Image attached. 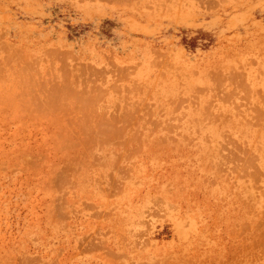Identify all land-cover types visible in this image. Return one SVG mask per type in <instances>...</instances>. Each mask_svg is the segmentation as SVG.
Here are the masks:
<instances>
[{"label":"rangeland","instance_id":"374dc122","mask_svg":"<svg viewBox=\"0 0 264 264\" xmlns=\"http://www.w3.org/2000/svg\"><path fill=\"white\" fill-rule=\"evenodd\" d=\"M0 264H264V0H0Z\"/></svg>","mask_w":264,"mask_h":264},{"label":"bare ground","instance_id":"6f19581e","mask_svg":"<svg viewBox=\"0 0 264 264\" xmlns=\"http://www.w3.org/2000/svg\"><path fill=\"white\" fill-rule=\"evenodd\" d=\"M33 65V64H32ZM7 66V65H6ZM10 66H11V62H10ZM35 66V65H34ZM23 70V69H22ZM93 70V69H92ZM28 71H29V69H28ZM38 72V71H37ZM58 78H60V77H58ZM55 79V78H54ZM59 84V83H58ZM32 89V88H31ZM84 89V88H83ZM82 89V90H83ZM85 90V89H84ZM42 91V90H41ZM43 92V91H42ZM99 92H101V91H99ZM59 94V93H58ZM99 94V93H98ZM98 96V95H97ZM96 96V97H97ZM62 97V96H61ZM76 97V96H75ZM92 97V96H91ZM96 97H94V98H96ZM64 98V97H63ZM88 99V98H87ZM41 100V99H40ZM73 100V99H72ZM86 102V101H85ZM29 103H32L31 102V99H30V102ZM71 103V102H70ZM73 103V102H72ZM81 104H82V101L80 102ZM45 104V103H44ZM31 105H33V104H31ZM74 105V104H73ZM93 105V104H92ZM49 106H51V105H49ZM34 107V106H33ZM36 107V106H35ZM89 107V106H88ZM93 107V106H92ZM51 108V107H50ZM58 108V107H57ZM86 109V108H85ZM51 110V109H50ZM87 111V110H86ZM84 112V111H83ZM88 113V112H87ZM70 114V113H69ZM42 115V114H41ZM90 115V114H89ZM83 116V115H82ZM205 116V115H204ZM206 118H207V116H206ZM197 119V118H196ZM95 120V119H94ZM112 120V119H111ZM196 121V120H195ZM246 121V120H245ZM197 122V121H196ZM80 123V122H79ZM90 123V122H89ZM84 124V123H83ZM82 124V125H83ZM91 124V123H90ZM97 124H98V122H97ZM204 124H206L205 123V119H204ZM100 125V124H99ZM91 126H93V124H91ZM249 126V125H248ZM88 128V127H87ZM91 128V127H90ZM104 128V127H103ZM83 130V129H82ZM118 130V129H117ZM252 130V129H251ZM84 131V130H83ZM119 131V130H118ZM105 132V131H104ZM103 136V135H102ZM99 139V138H98ZM134 139H135V137H134ZM91 140V139H90ZM92 142V141H91ZM99 142V141H98ZM74 143V142H73ZM71 146V145H70ZM73 147V146H72ZM96 151V150H95ZM217 158V157H216Z\"/></svg>","mask_w":264,"mask_h":264}]
</instances>
